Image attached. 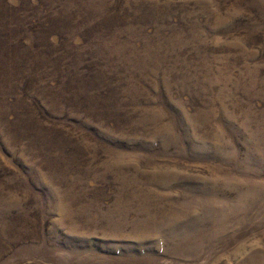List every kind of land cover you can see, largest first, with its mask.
I'll return each instance as SVG.
<instances>
[{"label":"rangeland","instance_id":"1","mask_svg":"<svg viewBox=\"0 0 264 264\" xmlns=\"http://www.w3.org/2000/svg\"><path fill=\"white\" fill-rule=\"evenodd\" d=\"M0 264H264V0H0Z\"/></svg>","mask_w":264,"mask_h":264}]
</instances>
